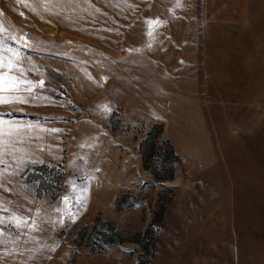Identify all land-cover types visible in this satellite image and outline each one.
<instances>
[{"label":"rangeland","instance_id":"obj_1","mask_svg":"<svg viewBox=\"0 0 264 264\" xmlns=\"http://www.w3.org/2000/svg\"><path fill=\"white\" fill-rule=\"evenodd\" d=\"M186 1L0 0V264H264V33L210 29L194 65L232 97L244 86L236 55L251 51L259 104L209 106L214 145L183 143L186 161L163 123L134 120L152 107L129 100L123 122L112 96L121 67L136 82L139 51L153 49L139 17ZM250 2L264 18V0Z\"/></svg>","mask_w":264,"mask_h":264},{"label":"crops","instance_id":"obj_2","mask_svg":"<svg viewBox=\"0 0 264 264\" xmlns=\"http://www.w3.org/2000/svg\"><path fill=\"white\" fill-rule=\"evenodd\" d=\"M194 8L193 0H188L182 9L162 17L155 16L148 19L139 17L140 21L149 20L154 25L153 49L144 53L139 51L141 65L136 72L139 74L136 82L130 83V78L125 74L129 72L125 71V67H121V82H116V92L112 94L117 99L120 97L122 101L123 122L130 123V119L126 117L129 109H125L129 106L127 104L129 100L136 101L133 104L138 106L152 107L147 112L137 111L134 120H144L148 116L163 123L160 136L163 135L168 140L175 153L184 161L187 158V149L184 150L183 143L189 145V149L190 147L195 149L200 144V137L203 134L205 142L203 148L211 150L214 145V141L212 144L208 141L215 133L213 122L210 123L209 120L211 117L209 106L217 104L224 107L225 105L256 107L259 104L256 65L252 66L251 60L256 54L239 49L240 55L236 56L244 60L239 61L238 66L234 62V67H239L236 72L243 75L241 84L244 86L240 87L241 93H234L235 96L232 97L229 95L227 97L225 87L210 88L206 77L202 76L210 71L205 65H194L195 57L209 56L207 42L211 36L210 29L233 28L243 41L246 40L245 36L254 37L264 33V18L255 16L256 8L250 0H199V18H194ZM195 26L198 31L196 34ZM199 45L202 49H197ZM151 58L154 59L155 65H146V59ZM172 59H177V62ZM13 74L16 82L25 80L22 72ZM192 74L201 76L189 78L175 76ZM211 90L218 92L210 94ZM21 93H25V89L22 88ZM113 110L108 105L106 116L112 114ZM204 113L205 119L202 121L200 116ZM256 117L255 109V124ZM16 137L22 136L16 135ZM174 137H179L178 143L175 142ZM27 140H30L28 146L36 149L38 139L33 137ZM14 144L20 146L15 141Z\"/></svg>","mask_w":264,"mask_h":264}]
</instances>
